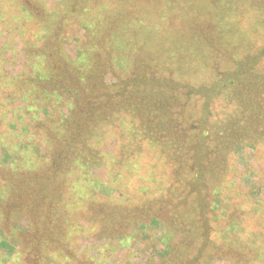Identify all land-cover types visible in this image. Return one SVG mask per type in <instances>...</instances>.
<instances>
[{"label": "trees", "instance_id": "1", "mask_svg": "<svg viewBox=\"0 0 264 264\" xmlns=\"http://www.w3.org/2000/svg\"><path fill=\"white\" fill-rule=\"evenodd\" d=\"M2 1L9 0H0V4ZM14 1L7 3L9 10L14 9L13 16L29 11L38 25L42 24V33L49 34V29L44 28L50 25L35 14L38 0H25L20 6H15ZM65 3L69 17L75 16L78 10L84 12L82 0H65ZM106 5L102 10H95L100 11L96 17H103L104 10L109 8L107 13L113 18L109 27L101 26L109 34V39L103 42V51L106 56L115 54L113 41L117 29L120 49L116 55L125 57L124 48L127 51L135 45L138 31H144L126 32L125 9L123 17H119L112 4L107 8ZM257 7L263 9L264 5ZM79 18L83 16L77 15ZM119 20L123 22L115 27ZM7 22L12 25V19ZM222 34L218 38L220 42L224 45L229 42L235 53H241L240 58L233 57V64L226 62L223 69H215L217 78L211 75L215 79H203L199 87L167 76L174 72L176 64L186 74L190 71L186 66L172 60V65L163 61H140L139 56L133 66L127 63L123 68L122 65L128 76L116 78L115 84L107 85L95 71L88 75L86 66L78 64L87 54L90 42L83 46V51L82 47H76L78 57L74 60L61 56L59 50L51 54L31 44L30 41L35 42L32 34L31 40L26 39L28 36L20 37L27 63L23 73L14 78L3 69L0 74V80L18 81L14 92L0 86V254L5 253L10 261L16 259L12 255L20 252L22 239L6 230L11 224L16 230L21 219L28 221L29 212L36 225L33 232L29 230L34 234L33 251L29 255L37 259L33 264H57L45 250L50 246L65 252L68 222L72 217L86 224L90 228L88 232L98 226L97 238L115 234L124 238L119 227L127 229L132 225L128 237L137 241L140 235L146 236L144 231L149 224L155 227L159 223L161 243L166 247L161 264H190L191 261L183 260L188 257L185 253L188 248L183 247L180 253L172 250V229L183 226L184 231L176 232L184 233L185 239L190 238L192 232L185 229L194 226L197 235L202 231L197 219L200 217L207 218L208 233L209 220L218 219L213 213L220 210L224 201L220 191L229 158L247 146L259 149L260 140L264 139V69L258 70L255 56L248 49L233 45L236 36ZM247 38L248 35L244 40ZM198 49L200 60L205 57L202 54L205 50ZM57 58L67 61L63 65ZM35 61L41 62L44 68L34 66ZM103 67L112 69L106 61ZM200 94L207 95L204 104L207 113L197 117L196 97ZM224 98H227L226 107L219 101ZM218 109L227 114L214 119ZM41 114L46 115L45 119H41ZM192 119H198L199 124L191 123ZM41 128H44L42 135ZM13 135L17 146L9 145L8 139ZM108 139H111L110 150L105 143ZM144 161L152 164L145 166ZM158 163L165 169L176 166L173 175L165 177L155 171L160 169ZM128 165L134 170L129 177L133 184L146 185V191L137 188V194L140 193L132 206L117 201L114 204L107 196L114 175L119 176ZM96 170L102 173L101 178L91 174ZM147 186L154 188L149 190ZM123 190L135 193L131 184ZM250 194L260 197L254 188ZM102 249L97 248V257L85 255L75 262L102 264L98 259L102 257ZM52 253L48 251L49 255ZM29 255L23 251L22 261H28Z\"/></svg>", "mask_w": 264, "mask_h": 264}, {"label": "rangeland", "instance_id": "2", "mask_svg": "<svg viewBox=\"0 0 264 264\" xmlns=\"http://www.w3.org/2000/svg\"><path fill=\"white\" fill-rule=\"evenodd\" d=\"M24 1L15 0L14 4L20 6ZM82 1L84 2V12L82 13L77 7L78 13L69 17L65 13L67 10L65 0H38L35 7L37 13L35 12V14L45 20L46 25H50L44 28L49 29V34L42 33L40 28L42 24L38 25L37 19L33 18L29 11L27 14L15 15L14 13L13 16L14 9L9 10L7 5L10 0L2 1L0 4V74L3 69L8 76H15L14 78H18L23 73L27 63L22 53L24 46L20 37L28 36L26 39L31 40L29 38L31 34L35 41H30L31 44L34 43L35 46L42 47L51 54L59 50L62 53L61 56H70L74 60L78 57L76 47H82L83 51V46L90 42L87 54L78 64L86 66L88 75L94 74L95 71L96 75L101 77L107 85L115 84L116 78L128 76V73L124 74L122 65L123 68L127 63L133 66L134 60L139 56L140 61L147 59L145 62L148 60H152L154 63L163 61L172 65V60V62L182 64L183 67L186 66L190 69L186 74L183 71L180 72L178 64H176L173 66L174 72L167 76L182 81L186 80L185 82H191L199 87L202 85L201 80L211 81L217 78L218 73L215 69H223L226 62L233 64V57L240 58L241 53H235V50L230 48L229 42L224 45L221 43L222 40L218 39L223 35L222 33H227V36H236L237 40L233 41V45H239L242 50L248 49L249 54L255 56L258 70L264 69V55H261L264 48V8L257 7L264 5V0ZM106 1L109 2L106 3ZM108 4L109 7L112 4L114 13L119 17H123V8L125 9L128 18L123 23V28L126 29V32L129 30L144 31H138L137 42H133L135 45L127 48V51L124 48L125 57L116 55L120 49L116 40L117 29L114 30L113 41L115 54L106 56L103 51V42L109 39V34L106 35V31L101 26L109 27L113 18L107 13L109 8L104 10L103 17H96L95 14L100 11L95 10H102L105 5L107 8ZM93 8L94 11H92ZM80 14L83 18L77 19V15ZM10 19H12V25L7 22ZM122 22L119 20L115 27H120ZM246 35L248 38L244 40ZM196 48H199V51L204 49L202 54L205 57L198 60ZM58 61L64 65V61L67 60L58 59ZM105 61L112 65L110 67L112 69L103 67ZM35 65H40V69L44 68L41 62L35 61ZM211 75H215V78H212ZM0 81V86L4 90L9 89L10 92L17 90V80L9 81L7 78V80ZM225 97L228 95L225 94ZM226 99L219 100L225 107ZM206 101L207 95L205 94L196 97V110L199 111L197 117L207 113V108L204 105ZM218 110L220 114L216 115ZM218 110L214 112V119H221L227 114H223L221 109ZM45 116V114H41V119H45ZM191 123L199 124V121L192 119ZM39 133L42 135L44 128H41ZM8 142L11 143L9 145L18 143L14 135L8 139ZM110 142L111 139L105 142L108 145V150H110ZM115 144L116 142L114 146ZM258 148L244 147L232 153L229 158L230 165L225 171V180L220 191L224 201L221 203L220 210L213 213L218 215V219L209 220L208 233L207 218L200 217L197 219H199L198 225L201 226L202 231H199L197 235L194 234V226L185 229L192 232L190 238L187 239H185L184 233L181 234L184 231L183 226L179 227L178 225L176 229H172L174 234L172 250L180 253L183 247L188 248L185 251L188 257L183 260L191 261L190 264H264V139L260 140ZM151 162L144 161L143 165L148 166L149 163L152 164ZM157 165L160 169L155 171L162 172L165 177L172 176L176 168V166H172L165 169L159 163ZM149 169L153 170L151 166ZM133 171V167L128 165L119 176L114 175L111 190L107 195L111 197L112 203L115 204L117 201L119 204L132 206L137 202L136 196L140 193L137 194V188L141 192L146 191L144 187L146 185L137 187L138 185L133 184L132 179L129 178L133 175ZM91 174L99 178L102 177V173L97 170ZM127 177L128 182H126ZM157 181H159L158 177ZM128 184H131L135 189L134 194L133 191L123 190L128 187ZM158 186L162 189V184ZM149 188L154 187L147 186V189ZM251 188H254L260 197L259 195L253 197L250 194ZM207 217L209 218L210 214ZM68 224H70V229H68L66 239L68 247L65 252L50 246L48 250H45L57 264H75V260L81 261L85 255L95 256L96 254L95 257H97V248H103L101 250L102 257L98 258L102 264H161L163 261L160 259L163 257L166 247L161 243L162 227L159 223L155 227L149 224L144 231L148 237L140 235L138 241L128 237L130 230L134 227L132 225L127 229L124 226L123 228L119 227L118 230L124 238H120L117 234L97 238L98 226H95L92 232H88L90 228L77 217H72ZM33 228H36V225L32 223L29 212L28 221L21 219L17 223L15 231L13 224L8 227L9 230H6V233L15 234L17 238L21 237L22 244L20 243V252L12 255L16 257L13 261L6 258L5 253L4 255L0 254V264H16L18 262L33 264L37 262L34 256L30 257L29 255L33 251ZM177 230L181 232L177 233ZM91 235H94V239L90 237ZM23 251L25 255H29L28 261L26 259L22 261ZM48 251L53 252L52 255H49ZM69 252L72 253V256L68 255Z\"/></svg>", "mask_w": 264, "mask_h": 264}]
</instances>
